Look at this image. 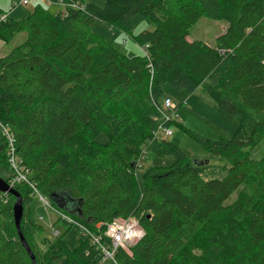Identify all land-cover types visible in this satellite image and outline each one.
I'll list each match as a JSON object with an SVG mask.
<instances>
[{
  "label": "trees",
  "instance_id": "1",
  "mask_svg": "<svg viewBox=\"0 0 264 264\" xmlns=\"http://www.w3.org/2000/svg\"><path fill=\"white\" fill-rule=\"evenodd\" d=\"M48 1L65 12L37 6L0 22L4 44L25 36L0 56V123L30 173L26 181L0 178L21 196L20 228L36 263L97 264L98 253L84 236L75 249L42 241L31 217L35 191L65 222L93 232L135 219L144 235L118 250L116 264H264V156L253 157L264 141V0ZM137 16L148 28L133 34ZM202 19L227 26L212 45L189 39ZM97 22L148 46L146 55L117 50L94 34ZM206 81L239 128L219 140L191 135L229 164L226 176L205 180L202 165L162 140L157 156L171 164L148 167L139 179L164 86L193 94ZM0 134V159L10 168ZM16 201L0 192V264H32Z\"/></svg>",
  "mask_w": 264,
  "mask_h": 264
},
{
  "label": "rangeland",
  "instance_id": "2",
  "mask_svg": "<svg viewBox=\"0 0 264 264\" xmlns=\"http://www.w3.org/2000/svg\"><path fill=\"white\" fill-rule=\"evenodd\" d=\"M99 6H104V0H87ZM22 0H0V8L9 14L15 20H22L30 14L37 6L52 12H65L66 6L63 4H52L48 0H28L26 6L22 5ZM226 24L209 19H202L191 31L189 39L201 40L208 44H214L215 39L221 35L226 28ZM148 26L141 16L134 19L133 34L147 29ZM94 34L106 38L113 42L115 48L129 56L142 57L145 54L128 35L112 29L102 22H97ZM25 36L18 35L10 44H4L0 40V56L7 55L15 46L19 45ZM214 85L210 81L203 83L193 94L185 91H178L170 85L164 86L163 97L161 102V113L170 118L171 121L165 122V128L172 132V135L165 138L163 132H160L145 149V156L139 165L137 176L140 179L144 170L151 166H168L171 164V158H160L157 152L160 148V142L167 140L173 145L180 148L190 159L191 166L202 165V177L205 180L223 179L229 169V164L221 157L212 155L203 146H201L191 134L210 139L219 140L221 138H231L239 128L238 122L221 111L216 103L208 96L206 88ZM165 99H170L175 105V110L165 109L163 103ZM103 136V135H102ZM101 136V138H102ZM1 142V134H0ZM264 156V141L254 151L253 157L259 159ZM5 158L10 168L5 165L4 156L0 159V173L4 178H9L15 173L9 162V155L6 152ZM142 167V168H141ZM10 170V171H7ZM13 181L10 180V183ZM31 203V217L39 230L42 241H62L70 249H75L79 245L83 236L82 227L76 223L70 225L65 222L63 216L52 210L50 206L41 202L37 196H33ZM42 218V220H40ZM98 259L96 260V262Z\"/></svg>",
  "mask_w": 264,
  "mask_h": 264
},
{
  "label": "built area",
  "instance_id": "3",
  "mask_svg": "<svg viewBox=\"0 0 264 264\" xmlns=\"http://www.w3.org/2000/svg\"><path fill=\"white\" fill-rule=\"evenodd\" d=\"M22 5L26 6L28 0H22L20 2ZM8 14L0 15V22H5L8 18ZM146 46L143 51L147 52ZM164 110H175V105L171 102L170 99H165L163 103ZM160 126L153 133L154 139L158 137L160 132H163L165 138H168L172 135V132L165 128V122L171 121L170 118L166 117L162 113L161 118L158 119ZM0 129L7 141V153L9 155V162L12 166V170L15 173L16 181H26L27 176L30 174L28 170H23L20 166L17 157L15 156L14 148V139L13 136L9 133L7 127L3 126L0 123ZM34 187V186H33ZM34 189V188H33ZM35 196L46 205L49 206V203L46 199L40 196L37 191H35ZM64 217V216H63ZM42 220V218H40ZM72 222V220L70 221ZM99 228V226H97ZM83 236L87 238L90 244L94 247L95 251L98 253L97 264H116L115 257L120 249L128 250L131 246L135 245L144 235V230L138 224L135 219L128 220H115L109 224L104 231V233L93 232L86 227H82Z\"/></svg>",
  "mask_w": 264,
  "mask_h": 264
},
{
  "label": "water",
  "instance_id": "4",
  "mask_svg": "<svg viewBox=\"0 0 264 264\" xmlns=\"http://www.w3.org/2000/svg\"><path fill=\"white\" fill-rule=\"evenodd\" d=\"M0 192L3 194H7V195H13L14 197H16V202L14 204V218H15V224L19 233V236L31 258L32 264H37L36 263V259L35 256L32 254L31 250L29 249L23 235L21 232V222L24 216V206H23V202L21 199V196L19 194H17L14 190L13 187L8 184L4 179L0 178Z\"/></svg>",
  "mask_w": 264,
  "mask_h": 264
},
{
  "label": "crops",
  "instance_id": "5",
  "mask_svg": "<svg viewBox=\"0 0 264 264\" xmlns=\"http://www.w3.org/2000/svg\"><path fill=\"white\" fill-rule=\"evenodd\" d=\"M9 15V14H8ZM10 17V16H9Z\"/></svg>",
  "mask_w": 264,
  "mask_h": 264
}]
</instances>
